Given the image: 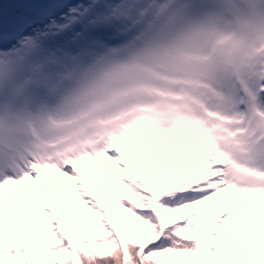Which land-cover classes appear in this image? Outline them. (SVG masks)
I'll use <instances>...</instances> for the list:
<instances>
[{"label": "snow or ice", "instance_id": "obj_1", "mask_svg": "<svg viewBox=\"0 0 264 264\" xmlns=\"http://www.w3.org/2000/svg\"><path fill=\"white\" fill-rule=\"evenodd\" d=\"M0 264H264V0H0Z\"/></svg>", "mask_w": 264, "mask_h": 264}]
</instances>
